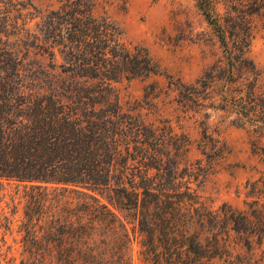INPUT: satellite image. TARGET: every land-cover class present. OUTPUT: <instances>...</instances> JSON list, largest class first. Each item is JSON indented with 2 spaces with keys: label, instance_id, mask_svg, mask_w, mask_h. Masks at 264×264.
Segmentation results:
<instances>
[{
  "label": "trees",
  "instance_id": "trees-1",
  "mask_svg": "<svg viewBox=\"0 0 264 264\" xmlns=\"http://www.w3.org/2000/svg\"><path fill=\"white\" fill-rule=\"evenodd\" d=\"M54 1L41 14L30 0H0V19L40 15L23 53L0 39V185L23 192L18 256L7 263L134 264L135 244L140 264H264V178L246 183L254 199L243 210L205 200L208 164L185 160L189 138L166 120L145 121L139 103H120L115 84L161 74L148 50L94 16L96 0ZM197 3L223 50L205 72L222 91L211 106L264 130L261 72L247 57L264 0ZM168 88L182 107L191 101L179 79ZM202 139L209 157L212 138Z\"/></svg>",
  "mask_w": 264,
  "mask_h": 264
},
{
  "label": "rangeland",
  "instance_id": "rangeland-1",
  "mask_svg": "<svg viewBox=\"0 0 264 264\" xmlns=\"http://www.w3.org/2000/svg\"><path fill=\"white\" fill-rule=\"evenodd\" d=\"M30 2L41 14L55 6L54 0ZM92 13L96 17H108L119 27L124 41L145 47L160 67V75L115 84L124 109L139 103L141 108L137 111L145 121L159 124L166 120L176 134L184 133L190 141L185 160L190 163L202 160L208 164L207 176L200 187L201 196L215 207L227 203L245 209L244 203L254 199L247 194L246 183L264 178V130L237 125L236 111L232 108L225 112L213 108L222 91L215 82L209 88L205 72L222 59L223 50L200 14L197 0H96ZM17 14L11 11L8 20L0 19V39L9 48L23 53L21 42L26 41L27 33L36 32L40 15L21 20ZM254 24L256 29L251 34L247 57L261 72L257 91L264 97V27L259 18L254 19ZM236 75L237 80L244 77ZM178 79L189 86L192 94L185 107L177 103L176 93L168 88L169 81ZM194 91L199 93V98L191 93ZM151 92L154 95L147 97ZM212 103L215 105L211 106ZM205 131L212 138L207 140L205 149L209 157L199 147ZM22 195V189L5 183L0 185V254L7 255L6 260L0 257V264H8L9 258L18 256L14 241L19 240ZM13 206H16L14 216L11 215ZM5 218L13 221L9 231L3 227ZM10 246L12 250L7 252ZM137 251L133 244L134 264H140Z\"/></svg>",
  "mask_w": 264,
  "mask_h": 264
}]
</instances>
